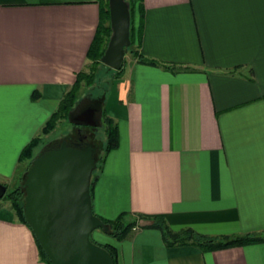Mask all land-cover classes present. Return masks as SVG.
I'll list each match as a JSON object with an SVG mask.
<instances>
[{
  "label": "crops",
  "instance_id": "crops-1",
  "mask_svg": "<svg viewBox=\"0 0 264 264\" xmlns=\"http://www.w3.org/2000/svg\"><path fill=\"white\" fill-rule=\"evenodd\" d=\"M138 53L105 88L118 128L92 195L93 211L162 215L206 234L264 230V0H140ZM101 0H0V181L15 179L23 147L76 74ZM37 93L33 97L34 93ZM102 112V111H101ZM149 220H145L146 223ZM117 264H264V241L202 250L165 244L155 227L117 240ZM0 264H47L37 240L0 197Z\"/></svg>",
  "mask_w": 264,
  "mask_h": 264
},
{
  "label": "water",
  "instance_id": "water-1",
  "mask_svg": "<svg viewBox=\"0 0 264 264\" xmlns=\"http://www.w3.org/2000/svg\"><path fill=\"white\" fill-rule=\"evenodd\" d=\"M111 33L100 61L121 67L130 44V10L127 0H108ZM94 109L87 107L75 119L96 125ZM95 146L62 139L38 152L24 176V216L52 264H114L109 251L91 237L108 226L93 211L90 193L96 166ZM6 184L0 181V197Z\"/></svg>",
  "mask_w": 264,
  "mask_h": 264
},
{
  "label": "trees",
  "instance_id": "trees-1",
  "mask_svg": "<svg viewBox=\"0 0 264 264\" xmlns=\"http://www.w3.org/2000/svg\"><path fill=\"white\" fill-rule=\"evenodd\" d=\"M140 0H128L129 2V10H130V44L125 48L126 50L131 49V45L136 39V34L138 31L135 30L134 25V14L136 8H140ZM111 33L110 22H109V9H108V0H101V10H100V20L97 25V29L95 35L89 45L87 50V58L89 62L87 66L89 70L81 69L77 72L76 78L73 84L69 87V89L64 93L62 98L60 99L56 109L51 113L50 117L46 120L44 125L42 126L41 131L43 133H48L55 126L56 122L65 117L68 111L71 109L75 101L80 95V91L84 86L92 85L91 89H94L95 101L100 102V109L102 111V120L101 124L104 127V132L106 134V139L102 148V153L100 159L96 162V168L98 169L107 154V152L118 144V128L117 123L106 114L103 101L105 97V88L99 84L97 81L98 72L97 65L102 64L104 67L109 68L105 64L100 61V57L103 53V50L106 46L107 40ZM135 56L139 62L151 64V65H162L165 68H169L171 70L174 69H190L188 66H177L176 64H167L166 62L159 61L154 58L145 57L142 54L138 53V50L134 51ZM123 71V64L117 70H114V74L118 77ZM95 82H98L97 84ZM95 83V84H94ZM102 87V90L96 91L95 89ZM37 93L33 94L35 97ZM96 106V104H95ZM98 107V106H97ZM41 136H34L21 150L19 155V160L31 159L33 157V150L36 145L40 142ZM98 172H95L93 169L91 182H90V193L91 198L93 195V189L95 181L97 180ZM3 198H7L10 202L11 207L14 209L18 218L27 223L24 216V184H18L13 189H11L7 194L2 196ZM104 222L105 225L108 226V229L105 231L111 237L120 240L128 235V233L135 226H144V227H155L161 231L163 241L166 245H184V244H192L199 247L202 250H213L221 247L231 246V245H243L246 243L260 242L264 241V230L260 232H241V233H233V234H206L195 230L190 226H183L178 229H173L164 216L162 215H154L148 216L142 213H132L128 211H122L117 214L113 218L103 217L98 215ZM133 217V219H131ZM136 217H140L146 220H149L146 223L137 224ZM38 243V241H37ZM110 253L113 258L114 264H117V247L111 243L102 244ZM39 253L41 259H43L47 264H52L42 247L39 245Z\"/></svg>",
  "mask_w": 264,
  "mask_h": 264
},
{
  "label": "rangeland",
  "instance_id": "rangeland-1",
  "mask_svg": "<svg viewBox=\"0 0 264 264\" xmlns=\"http://www.w3.org/2000/svg\"><path fill=\"white\" fill-rule=\"evenodd\" d=\"M137 48H138L137 42L136 40H134V42L131 45V49L126 50L124 53V58L122 62L123 66L126 64V62H128L130 57H131V62L134 60V58L136 57L134 54V51L137 50ZM84 69L89 70L88 66H85ZM114 70H117V69H114L112 67H110L109 69V68L104 67L102 64L97 65V72H98L97 81L99 82L100 85H102L103 88L107 87V85L112 84L113 79L117 78V76L114 74ZM98 82H95V83L97 84ZM91 86L92 85L83 87V89L80 91L79 97L77 98V100L75 101L71 109L68 111L67 115L65 117L60 118L56 122L53 129H51L48 133H45L41 137L40 142L36 145V147L33 150V156H35L38 152L45 150L48 147L58 145L62 139L69 140L75 137V135L77 134V130H76L77 128L75 126V120L73 116L80 109H83L88 105L95 106L96 104V106H98V109L100 110V107H101L100 102L98 103L97 101H95L96 98L95 96L92 95L94 93V89L92 90ZM102 87L101 88L97 87L98 89H95V90L100 91L102 90ZM97 112L95 114V117L97 121L100 122L103 116L102 114H100L99 111ZM81 128H82V131L87 132L89 134L90 137L88 138V142L94 145L96 148L94 157L97 162V160L100 159L102 148H103V145L106 139L104 127L101 123H99L97 128H94L92 125H86V124H81ZM30 160H31L30 158L23 160L19 165L15 179L5 182L6 184L5 194H7L11 189H13L18 184L23 183L25 171L30 163ZM94 170L95 172L98 171L96 167L94 168ZM4 202L10 203L7 198H4ZM131 219H133V217H131ZM135 219H137V224L143 223L146 220L140 217H136Z\"/></svg>",
  "mask_w": 264,
  "mask_h": 264
},
{
  "label": "flooded vegetation",
  "instance_id": "flooded-vegetation-1",
  "mask_svg": "<svg viewBox=\"0 0 264 264\" xmlns=\"http://www.w3.org/2000/svg\"><path fill=\"white\" fill-rule=\"evenodd\" d=\"M87 107H92L94 109L93 111V117L96 120V125H92L94 128H97L98 124L101 123L97 121L95 114L97 111L100 112V114H102L101 109L99 110L97 106H93V105H88L83 109H80L76 114H74L73 118L75 120V126H76V130H77V134L75 135V137H73L72 139H69L67 141L69 142H73V141H79L80 143H89L88 142V138L90 137L89 134L87 132L82 131L81 128V124H85L84 122L78 121L75 119V116L78 115L79 113H81L82 111H84ZM98 113V112H97ZM87 125V124H86ZM90 144V143H89Z\"/></svg>",
  "mask_w": 264,
  "mask_h": 264
}]
</instances>
